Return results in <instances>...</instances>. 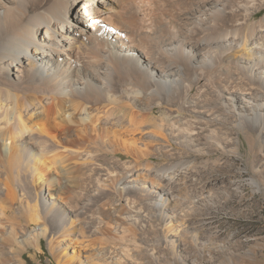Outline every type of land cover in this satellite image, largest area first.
Listing matches in <instances>:
<instances>
[{
    "label": "bare ground",
    "instance_id": "6f19581e",
    "mask_svg": "<svg viewBox=\"0 0 264 264\" xmlns=\"http://www.w3.org/2000/svg\"><path fill=\"white\" fill-rule=\"evenodd\" d=\"M262 10L264 0H0V264H25L43 239L59 264H83L62 241L103 234L107 191L122 197L125 226L144 205L164 218L179 181L195 179L147 161L153 185L167 184L154 196L138 162L171 142L201 150L206 111L264 127ZM156 105L170 121L155 115L141 144L127 138ZM110 154L121 168L99 163ZM117 251L100 246L95 264L130 256Z\"/></svg>",
    "mask_w": 264,
    "mask_h": 264
},
{
    "label": "rangeland",
    "instance_id": "374dc122",
    "mask_svg": "<svg viewBox=\"0 0 264 264\" xmlns=\"http://www.w3.org/2000/svg\"><path fill=\"white\" fill-rule=\"evenodd\" d=\"M263 12L258 14V19ZM240 97L237 96L239 104L243 103V109L252 115V103L242 102ZM218 110L216 114L223 112L221 107ZM206 112L211 115H204L211 120L203 123L206 131L198 137L201 150L188 151L179 143L171 142L160 149L155 147L150 157L140 160L139 167L136 166L139 172L142 170L138 179L154 191V196L156 192H166L167 184L153 185L152 174L149 177L143 173V164L147 161L156 168L172 166L174 169L168 172L184 171L195 179L188 184L179 181L181 191L175 200L169 198L166 216L163 218L158 209L144 205L142 210L134 211L138 222L125 226L119 219L126 209L122 197L107 191L110 217L103 227L105 231L103 234L88 232V239L70 237L62 241L69 255L67 259L73 263L95 264L100 246L116 249L118 253L117 247L121 245L129 250L130 256L113 252L111 256H118L113 264H264V127L260 128V122L254 120L240 127L235 122L234 110L223 112L226 121L212 118L213 110ZM153 117L157 123L170 121L165 110L156 105L153 113L143 120L141 130L123 134L141 144L146 139L144 133L155 128L151 124ZM210 130H217L219 136L212 138ZM119 155L125 161L131 160L126 153ZM119 155L103 156L99 163L121 168L122 164H114L112 159ZM187 190L202 191L203 195L187 194ZM45 196L49 197L47 192ZM185 196L188 197L184 199ZM41 245L25 251V264H59L48 240L43 239Z\"/></svg>",
    "mask_w": 264,
    "mask_h": 264
}]
</instances>
